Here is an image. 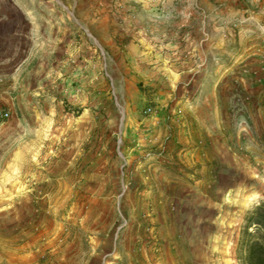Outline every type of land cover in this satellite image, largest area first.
Listing matches in <instances>:
<instances>
[{"label": "rangeland", "instance_id": "374dc122", "mask_svg": "<svg viewBox=\"0 0 264 264\" xmlns=\"http://www.w3.org/2000/svg\"><path fill=\"white\" fill-rule=\"evenodd\" d=\"M7 57L0 264H238L264 0H0Z\"/></svg>", "mask_w": 264, "mask_h": 264}, {"label": "trees", "instance_id": "16d2710c", "mask_svg": "<svg viewBox=\"0 0 264 264\" xmlns=\"http://www.w3.org/2000/svg\"><path fill=\"white\" fill-rule=\"evenodd\" d=\"M238 264H264V199L247 213L236 247Z\"/></svg>", "mask_w": 264, "mask_h": 264}, {"label": "crops", "instance_id": "0c3cea01", "mask_svg": "<svg viewBox=\"0 0 264 264\" xmlns=\"http://www.w3.org/2000/svg\"><path fill=\"white\" fill-rule=\"evenodd\" d=\"M9 64L12 65L9 66ZM18 70L13 57L0 58V75H18Z\"/></svg>", "mask_w": 264, "mask_h": 264}, {"label": "built area", "instance_id": "2783aa9c", "mask_svg": "<svg viewBox=\"0 0 264 264\" xmlns=\"http://www.w3.org/2000/svg\"><path fill=\"white\" fill-rule=\"evenodd\" d=\"M9 114L7 112L2 111V109H0V118H8Z\"/></svg>", "mask_w": 264, "mask_h": 264}]
</instances>
